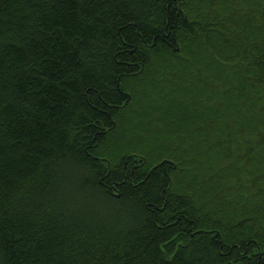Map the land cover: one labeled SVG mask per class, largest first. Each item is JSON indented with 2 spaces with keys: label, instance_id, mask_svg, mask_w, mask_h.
Wrapping results in <instances>:
<instances>
[{
  "label": "trees",
  "instance_id": "obj_1",
  "mask_svg": "<svg viewBox=\"0 0 264 264\" xmlns=\"http://www.w3.org/2000/svg\"><path fill=\"white\" fill-rule=\"evenodd\" d=\"M0 264H264V0H0Z\"/></svg>",
  "mask_w": 264,
  "mask_h": 264
},
{
  "label": "rangeland",
  "instance_id": "obj_2",
  "mask_svg": "<svg viewBox=\"0 0 264 264\" xmlns=\"http://www.w3.org/2000/svg\"><path fill=\"white\" fill-rule=\"evenodd\" d=\"M141 101H143V99H141ZM130 112H132V111H130ZM149 114H151V116L153 115L154 117L156 116L155 115V111L154 110H152V109H150V111L148 112ZM192 136V135H191ZM205 162H203L202 163V165L204 164ZM204 166V165H203ZM203 166H200L201 168L203 167ZM243 179H246V177L244 176V178ZM261 191V190H260ZM257 188L256 189H252L251 190V192H252V195L250 196V194H248V196L249 197H251L252 199L251 200H248L247 202H248V204L246 203V205H247V207L248 208H250V209H253V208H255V205H256V203H257V196H258V194H260V193H262V192H260ZM231 192H232V190H231ZM213 195H215V194H213ZM232 195H234V194H232ZM256 196V197H255ZM215 197V201H216V199H218V198H221V201H220V203L219 202H217L218 203V205L217 204H214V208H218V209H220L221 211H223V214L222 215H224V216H226V217H230V216H233L235 213H234V211H238V213L239 214H236L237 215V218H239V217H242V216H244V215H246V214H249V215H251V213H250V211H248L247 213H243L242 214V212L240 211V209H239V207H238V205L237 204H234L232 201H231V196H229V195H225L224 193L223 194H219L218 193V195H216V196H214ZM230 197V198H229ZM255 197V198H254ZM233 198V197H232ZM218 201V200H217ZM231 201V202H230ZM244 203V202H243ZM213 208V209H214ZM245 207H243V209H244ZM239 209V210H238ZM236 211V212H237Z\"/></svg>",
  "mask_w": 264,
  "mask_h": 264
}]
</instances>
